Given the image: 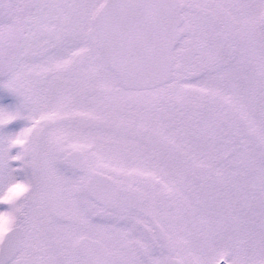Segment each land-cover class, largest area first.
Returning <instances> with one entry per match:
<instances>
[{
  "label": "snow or ice",
  "instance_id": "snow-or-ice-1",
  "mask_svg": "<svg viewBox=\"0 0 264 264\" xmlns=\"http://www.w3.org/2000/svg\"><path fill=\"white\" fill-rule=\"evenodd\" d=\"M0 264H264V0H0Z\"/></svg>",
  "mask_w": 264,
  "mask_h": 264
}]
</instances>
